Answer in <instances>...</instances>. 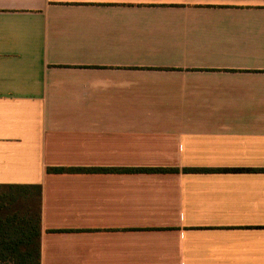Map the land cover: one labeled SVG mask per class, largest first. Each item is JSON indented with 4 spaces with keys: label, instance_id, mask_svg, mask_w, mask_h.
Instances as JSON below:
<instances>
[{
    "label": "crops",
    "instance_id": "0c3cea01",
    "mask_svg": "<svg viewBox=\"0 0 264 264\" xmlns=\"http://www.w3.org/2000/svg\"><path fill=\"white\" fill-rule=\"evenodd\" d=\"M0 185L40 264H264V0H0Z\"/></svg>",
    "mask_w": 264,
    "mask_h": 264
},
{
    "label": "trees",
    "instance_id": "16d2710c",
    "mask_svg": "<svg viewBox=\"0 0 264 264\" xmlns=\"http://www.w3.org/2000/svg\"><path fill=\"white\" fill-rule=\"evenodd\" d=\"M47 171L49 173L63 174L166 173L177 170L165 168L58 167L47 168ZM39 205L40 186L0 185V264H40Z\"/></svg>",
    "mask_w": 264,
    "mask_h": 264
}]
</instances>
